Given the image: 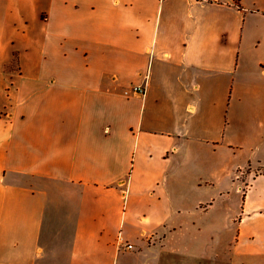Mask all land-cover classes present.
Returning <instances> with one entry per match:
<instances>
[{
	"label": "crops",
	"instance_id": "crops-1",
	"mask_svg": "<svg viewBox=\"0 0 264 264\" xmlns=\"http://www.w3.org/2000/svg\"><path fill=\"white\" fill-rule=\"evenodd\" d=\"M252 104L264 0H0V264H264Z\"/></svg>",
	"mask_w": 264,
	"mask_h": 264
},
{
	"label": "rangeland",
	"instance_id": "rangeland-1",
	"mask_svg": "<svg viewBox=\"0 0 264 264\" xmlns=\"http://www.w3.org/2000/svg\"><path fill=\"white\" fill-rule=\"evenodd\" d=\"M245 96L251 97L252 101L254 102L255 99L262 102L263 101V94L259 91H256L254 89H249ZM235 112H238V109H235ZM224 120L225 124H227V118H226V110L224 113ZM261 120V121H259ZM232 124H235L236 126H239L243 132L241 133L240 137H260V135H264V109L259 105H253L248 107L245 111V115L243 118H241L240 123H231L230 129L232 127ZM235 137V136H234ZM238 158L236 162L240 161V163H243L244 157L247 155L245 153V150H239L237 151ZM246 170L243 171V173ZM242 177V176H241ZM234 178L233 184L230 183V180H228L227 173H222L219 175L215 181V185L218 189L223 190L224 196L222 198L228 199L231 204L234 200L241 197V195L236 190L237 180H240ZM199 196L201 197H210L212 195L211 190L209 189H202L200 190ZM214 197V196H212ZM222 208H226V206H222ZM221 209L220 207H218ZM228 212V211H227ZM230 213V212H228ZM228 213H225V211H222V215H227ZM194 221H196L195 225H198L200 227V223L204 221L203 219H200L199 217H195ZM206 227V226H204ZM180 240V241H179ZM176 239L177 244H180L182 241L186 240L189 246H191V262L192 264H218V259L215 258V252L217 246L218 239L211 234L209 229L204 230H193L190 229V231L184 235L181 236V238ZM217 255V254H216Z\"/></svg>",
	"mask_w": 264,
	"mask_h": 264
},
{
	"label": "built area",
	"instance_id": "built-area-1",
	"mask_svg": "<svg viewBox=\"0 0 264 264\" xmlns=\"http://www.w3.org/2000/svg\"><path fill=\"white\" fill-rule=\"evenodd\" d=\"M238 1L239 0H230V3L232 5H234V6H237L238 5ZM131 91L136 93V94H140V95H142L144 93L143 88L141 86H132L131 87ZM124 247L130 249L131 245L130 244H126Z\"/></svg>",
	"mask_w": 264,
	"mask_h": 264
},
{
	"label": "trees",
	"instance_id": "trees-1",
	"mask_svg": "<svg viewBox=\"0 0 264 264\" xmlns=\"http://www.w3.org/2000/svg\"><path fill=\"white\" fill-rule=\"evenodd\" d=\"M238 6V5H237Z\"/></svg>",
	"mask_w": 264,
	"mask_h": 264
}]
</instances>
